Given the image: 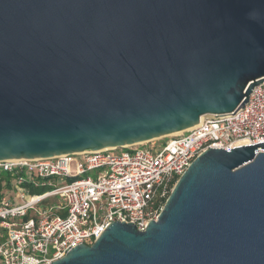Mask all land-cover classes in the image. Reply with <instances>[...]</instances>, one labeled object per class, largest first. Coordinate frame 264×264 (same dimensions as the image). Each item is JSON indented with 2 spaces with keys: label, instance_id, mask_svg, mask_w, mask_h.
<instances>
[{
  "label": "water",
  "instance_id": "1",
  "mask_svg": "<svg viewBox=\"0 0 264 264\" xmlns=\"http://www.w3.org/2000/svg\"><path fill=\"white\" fill-rule=\"evenodd\" d=\"M262 82L264 0H0V160L165 138ZM51 264H264V141L209 148L145 230Z\"/></svg>",
  "mask_w": 264,
  "mask_h": 264
},
{
  "label": "built area",
  "instance_id": "2",
  "mask_svg": "<svg viewBox=\"0 0 264 264\" xmlns=\"http://www.w3.org/2000/svg\"><path fill=\"white\" fill-rule=\"evenodd\" d=\"M235 111L204 115L197 125L163 138V147L153 140L152 148L145 142L0 160L4 187L16 191L0 196V264H51L76 245L91 244L114 221L145 230L206 150L264 141V82Z\"/></svg>",
  "mask_w": 264,
  "mask_h": 264
},
{
  "label": "rangeland",
  "instance_id": "3",
  "mask_svg": "<svg viewBox=\"0 0 264 264\" xmlns=\"http://www.w3.org/2000/svg\"><path fill=\"white\" fill-rule=\"evenodd\" d=\"M165 142H166V140L165 139H163V138H161V139H157V141H155V143H156V145L159 147H163V145L165 144ZM149 145H147V146H145V147H147V148H152L151 146H150V144H152L151 142L150 143H148ZM13 184H15V183H13ZM4 191H7L10 195H15V189L14 188H9V187H4Z\"/></svg>",
  "mask_w": 264,
  "mask_h": 264
},
{
  "label": "trees",
  "instance_id": "4",
  "mask_svg": "<svg viewBox=\"0 0 264 264\" xmlns=\"http://www.w3.org/2000/svg\"><path fill=\"white\" fill-rule=\"evenodd\" d=\"M8 179L7 176L2 175L0 176V196L2 195V193H4V181Z\"/></svg>",
  "mask_w": 264,
  "mask_h": 264
},
{
  "label": "bare ground",
  "instance_id": "5",
  "mask_svg": "<svg viewBox=\"0 0 264 264\" xmlns=\"http://www.w3.org/2000/svg\"><path fill=\"white\" fill-rule=\"evenodd\" d=\"M205 116L203 115L202 118H204ZM182 132V131H181ZM177 134H180V132H177V133H174L172 135H177Z\"/></svg>",
  "mask_w": 264,
  "mask_h": 264
}]
</instances>
